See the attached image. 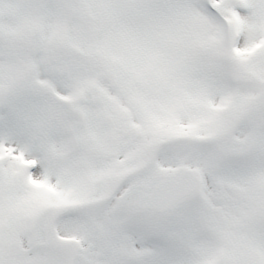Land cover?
Here are the masks:
<instances>
[{
  "label": "snow or ice",
  "instance_id": "obj_1",
  "mask_svg": "<svg viewBox=\"0 0 264 264\" xmlns=\"http://www.w3.org/2000/svg\"><path fill=\"white\" fill-rule=\"evenodd\" d=\"M0 264H264V0H0Z\"/></svg>",
  "mask_w": 264,
  "mask_h": 264
}]
</instances>
